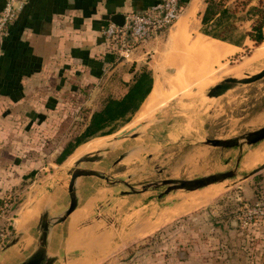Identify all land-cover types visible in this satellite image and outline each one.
I'll use <instances>...</instances> for the list:
<instances>
[{
	"label": "rangeland",
	"instance_id": "1",
	"mask_svg": "<svg viewBox=\"0 0 264 264\" xmlns=\"http://www.w3.org/2000/svg\"><path fill=\"white\" fill-rule=\"evenodd\" d=\"M234 1L226 0V6L231 8L232 14ZM256 2L257 0L253 1L250 6ZM248 17L247 9L230 19L235 27V31L228 35L231 39L237 40L240 35L249 31L251 22L246 20ZM199 27L201 28L200 25ZM223 43L207 37L202 43H197L194 39L190 46L194 53L192 59H186L181 67H176L171 72L163 70L164 62L158 60L159 57L148 58V61L133 65V61L120 58L114 53L113 67L121 69L120 82L123 78L129 80L130 84L132 78L130 75L128 79L127 73L131 72V68L134 66L132 70L139 71L143 66H148L149 62L158 75L154 77L150 69L152 82L156 78L150 93L138 111L128 116L127 121L122 120L104 129V132L110 128L116 131L111 135L86 140L82 145L73 147L97 109L85 107L86 102L93 97L101 103L109 96L108 93L103 95L92 92L97 87L96 84H101L100 81L92 86L85 81L78 83L77 78H74L76 83L66 87L71 93L63 92L60 95L59 103L51 110V114L42 116L41 112L45 110L37 109L38 113L34 114L36 121L33 123L27 124L25 121L20 124L14 121L13 131L21 138L14 142L15 156L19 162H23V170L27 176L25 180L28 183L22 184L12 204L3 202L9 219H17V214L24 205L23 196L27 200L34 199L41 191H51L59 181L68 187V172L74 164L69 161L79 147H86L87 154H90L99 148L116 145L113 154H105L101 162L84 167L103 171L107 176L123 180L136 189L161 180H189L233 169L237 149L221 150L201 145V142L207 139L237 138L264 126V121L262 123L260 119L264 114V78L250 85L236 87L216 99L208 98L206 94L210 88L228 77L244 78L246 74L253 75L263 70L264 42L254 44L246 39L239 48ZM116 80L117 73H114L113 81ZM76 89L80 92H76ZM18 113L21 114L22 110H18ZM77 118L80 120H76ZM149 121L151 122L148 123ZM154 122L159 123L153 124ZM143 123L147 125L137 131L138 138L114 142L121 134L136 129ZM69 150L71 154L74 153L61 165L58 164L61 155ZM250 150L252 149L244 148L243 155H247ZM128 152L131 154L127 158L115 164L121 155ZM194 155L199 158L187 161L188 157ZM256 168L246 172H241L240 169L237 177L204 189H220L216 190L219 195L185 214L186 216L165 225L163 229L131 243L127 241L129 245L111 252L112 254H105L102 258L101 252L119 240L115 230L130 229L128 214L141 208L140 211L143 209L145 214L144 220H148L160 210L162 202L176 197L166 198L167 195L159 198L165 187L140 195L120 196L121 192L128 191L124 185H109L102 179L104 186L114 189L113 199L93 208H79L72 213V218L74 221L79 220L77 225L90 223L92 225L89 227L96 229V252L100 258L98 264H264V216L255 215L253 218L255 209L264 211V171L246 180L241 178V175ZM80 184L86 189L102 187L99 182L92 183L89 179ZM12 205L13 210L10 208ZM131 205H135L136 210H130L117 223L123 215L118 216L119 212L126 213ZM38 206H45L44 200H33L24 212ZM42 210L43 208L38 214ZM68 218L70 217L66 219ZM10 235L8 227L7 236L4 240L0 239V253L10 240ZM29 236L31 235L26 237ZM75 237L70 236L71 239ZM29 238L36 240L37 236ZM85 264H97V260L92 256Z\"/></svg>",
	"mask_w": 264,
	"mask_h": 264
},
{
	"label": "crops",
	"instance_id": "2",
	"mask_svg": "<svg viewBox=\"0 0 264 264\" xmlns=\"http://www.w3.org/2000/svg\"><path fill=\"white\" fill-rule=\"evenodd\" d=\"M156 1L24 0L23 10L9 27L8 36L3 39L0 45V203L8 202L12 204L13 199L20 192L19 189H21L22 184L28 183V180H25L27 176L23 170V162H19L15 156L14 142L21 138L13 131V125H15L13 122L17 121L23 124L27 121V124L33 123L36 121L34 120V114L38 113L37 109L45 110L41 112L42 116L49 115L52 112L51 110L59 103L60 95L62 96L63 92L64 94L71 93L69 88L66 87L76 83L74 78H77L78 83H84L85 81L92 86L100 81L101 84H96L97 87L92 92L95 94L111 93L113 99H122L127 93L126 85L129 80L126 81L122 78L120 82L121 69L118 66L113 67L114 52L100 34L102 27L110 23L104 18L121 14L125 19L129 13L142 12ZM3 2L4 0H0V11ZM204 7V0H190L170 30L152 37L145 43L134 46L128 61H133L134 65L144 60L148 61V58L159 57L158 60L164 62L163 70H166V72L181 67L180 65L186 59H192L194 56L190 49L194 39L197 43H202L206 37L200 33L199 27V15ZM149 63H147L148 69H151L154 77L157 76V71ZM159 65L161 66V63ZM114 73H117L116 81H113ZM127 74L129 75L128 79H130L131 74ZM102 77L106 78L103 80ZM155 79L153 80L155 81ZM72 91H75V89ZM76 92H80V90ZM119 93L121 95H118ZM85 107H96L93 97L86 102ZM18 110H22V113L26 115L19 114ZM26 111L29 112L26 113ZM76 120H79V118ZM66 188V184L59 181L51 191H41L34 199L27 200V197L23 196L24 205L20 213L17 214V219L12 218L11 221H8L9 215H5L0 219V227L1 225L7 227V230L9 227L11 232L9 238L14 234H21V239L16 245L5 251L2 250L0 264H16L34 250L37 244L33 246L35 240L29 237L32 236L31 234L34 231L38 230V211L41 208H45V211L49 209L53 215L62 212L69 202V198L65 196ZM76 192L80 196L81 202L77 209L93 208L107 203L109 199H113V191L105 195H88L87 189L80 182L77 184ZM36 199L44 200L46 207H34L29 214L26 211L24 212L26 207ZM131 206L126 213H117L118 216L123 214L117 223L130 210H136L135 205ZM10 208L13 210V205ZM14 213H17V211ZM184 216L162 224L152 232L163 229L164 225L167 226ZM23 217L25 218L23 219ZM69 217L62 227L59 224L51 232L49 252L52 255L59 256L75 252H86L87 254H81L65 262L60 261L57 264H69L76 259L91 255L97 260L98 264V259L103 257L104 251L109 252L117 247H126L129 245L126 243L127 241L129 243L131 239L133 241L140 239L139 235L141 234H139L138 229L130 228L125 233L124 231L127 228L122 229L123 233L121 232L120 240H116L109 249L102 251L99 258L98 252H94L96 249L94 247L91 248L94 249L93 251L90 249L93 254L89 253L90 250L85 246L76 247L77 239H71L70 236L78 232L79 228L73 223H79V220L74 221L73 214ZM132 230L135 232L133 233ZM38 233L34 236L40 235V232ZM148 234H143L144 236L142 235L141 238H145ZM27 235L31 236L26 237ZM137 236L139 238L134 239ZM72 240L76 242H74L76 245H73ZM132 240L131 242H133ZM18 245L19 247H17Z\"/></svg>",
	"mask_w": 264,
	"mask_h": 264
},
{
	"label": "water",
	"instance_id": "3",
	"mask_svg": "<svg viewBox=\"0 0 264 264\" xmlns=\"http://www.w3.org/2000/svg\"><path fill=\"white\" fill-rule=\"evenodd\" d=\"M104 19L116 26H122L124 24V16L121 14L106 16ZM263 78H264V69L253 75L246 74L244 78H235L233 76L228 77L223 81L219 82L218 84H216L215 86H213L212 88H210L206 96L208 98L216 99L236 87L250 85L262 80ZM153 124H157V123L154 122ZM146 125L147 123H143L140 126H138L136 129L121 134L118 138L114 140V142L117 143L125 139L134 140L138 138L139 134L137 133V131H139ZM263 141H264V126L233 139H226V140L207 139L204 142H201V145L216 149H221V150H231V149L238 150L236 164L233 169L216 174H211L208 176L195 178V179H189V180H161L159 182L145 184L141 186L140 189H136L135 187L129 186V184L125 183L123 180H119L107 176L103 171L90 170L84 167L85 165H91L94 163L101 162L103 160V155L105 154H113L116 150V145L111 144L109 146L99 148L90 154H86L82 156L79 160H77L73 164V168L70 169V171L68 172L70 180L68 182L69 202L67 206L64 208V210H62V212L56 215L51 214L49 209L43 213L38 223V230L40 232V236L38 238L36 247L34 248L33 251L27 254L20 262L16 264H57L60 261L65 262L81 254H85L84 252H75V253L66 254L64 256L61 255L59 256V255H52L49 252V244H50L49 236L53 231V229L57 225L62 224V222L65 221V219L69 217L81 205L76 189H77L78 181H80L83 177L97 175L99 176V178L107 181L109 185H116V184L124 185L128 189V191L121 192L119 194L120 196L140 195L150 190L159 191L163 187H165V190L164 192L159 194V198L166 197L171 193H177V192L188 194L216 184L223 183L226 180L237 177L239 175V166L244 158L243 155L244 148L253 149ZM130 154L131 152L121 155L116 160L115 164L124 160ZM262 171H264V163L258 166L256 169L250 171L248 174L241 175V178L242 180H246ZM20 239H21V234H14L10 238V240L6 243L5 247L2 250L5 251L11 248L12 246L16 245ZM119 248L120 247H117L116 249L109 252L113 253L117 251ZM109 252H104L103 256L105 254L107 255Z\"/></svg>",
	"mask_w": 264,
	"mask_h": 264
},
{
	"label": "trees",
	"instance_id": "4",
	"mask_svg": "<svg viewBox=\"0 0 264 264\" xmlns=\"http://www.w3.org/2000/svg\"><path fill=\"white\" fill-rule=\"evenodd\" d=\"M190 0H182V7H186ZM255 0H235L233 14L231 8L226 6V0H204L205 8L200 16V33L206 37L216 39L237 47H240L244 40L248 39L254 44L264 42V0H257L256 4L250 6ZM249 12L246 19L251 22L249 31L240 35L237 40L231 39L228 35L234 32V24L230 21L237 13ZM165 33L160 32V34ZM134 68V66L132 67ZM131 68V83L126 85L127 93L120 100L113 99L111 93L107 98L96 102V110L90 117L88 127L75 141L73 147L82 145L86 140L97 137H104L113 134L114 130L104 132L107 127H112L120 121H127L128 116L134 115L143 103L152 87L151 71L143 66L139 71ZM102 94V93H101ZM107 93H103L105 95ZM111 95V96H110ZM77 103L79 101H76ZM100 103V104H99ZM80 120V119H79ZM70 150L61 155L58 164H62L70 155ZM8 203V202H7Z\"/></svg>",
	"mask_w": 264,
	"mask_h": 264
},
{
	"label": "bare ground",
	"instance_id": "5",
	"mask_svg": "<svg viewBox=\"0 0 264 264\" xmlns=\"http://www.w3.org/2000/svg\"><path fill=\"white\" fill-rule=\"evenodd\" d=\"M256 119H258V118H256ZM260 119H261V121L263 123V121H264V114L260 117ZM150 122L151 121H149L148 123H150ZM255 122H256V120H255ZM259 125H260V122H259ZM87 152H88V150H87L86 147H79V148H77V150L75 151L74 156L71 158V160L69 162L70 163L71 162L72 163H75L82 156L86 155ZM193 158H195V159L197 158L198 159L199 156L198 155L197 156L194 155L193 157H190V158L188 157L187 158L188 159L187 161L190 160V162H191ZM263 162H264V143L262 145H259V146L255 147V148H253L252 150H250L247 153V155L244 156V158H243V160H242V162H241V164L239 166V171L241 169V172H246L247 170H251V169L259 166ZM196 173H199L198 170H196ZM87 179H89L90 182H92V183L99 182L102 185V187H91V188H87L88 195H91V196L92 195H105V194H107L109 192L114 191V189H110V188L104 186L102 184V179L99 178V176H97V175L83 177L79 182H83V181H85ZM207 188H204V189H207ZM210 188H211V186H210ZM204 189H202L203 191L200 190L201 192H198V191L194 192L196 194H194L193 192L187 194L189 196H185L184 194H176V193L169 194L166 198L176 197V199H173L171 201L162 202L161 203L162 205L159 208L160 210H158L155 214H153L152 217L148 218V220L147 219L144 220V217H145L144 215L145 214L142 212L143 209H142V211H140L141 208H139L138 210H136V211H134V212H132V213H130V214L127 215L129 217V219L131 220V225L129 226V228H131V229H138L139 230V234H141V235H139L140 238H141L143 234H148L149 232H152L153 230H155L157 227H160L162 224H166V223L170 222L171 220H173V219H175L177 217L183 216V215H185L187 213H190V212H192V211H194V210L202 207L205 203H207L213 197L219 195L218 194L219 192H216V190H220V189L213 188V189H208V190H205V191H204ZM192 194H194V195H192ZM65 196L69 198L68 187L66 189ZM33 209H34V207H31V209L27 213L29 214V212H31ZM44 209L42 210V212H40L38 214L39 220H40L41 216L43 215V213L45 212ZM25 217H23V219ZM64 222L65 221L62 222L61 227L63 226ZM19 223H21V222H19ZM94 223H96V221ZM73 224L76 225L79 228L78 232H75L74 233V235L77 237V238L75 237V239H77V241H76L77 243L72 240L73 243L75 242L77 244L76 247H83V246H85L89 250L91 248H93V247L94 248H97V241H96V236H95L96 235V232H95L96 229L95 230L94 229H91L92 226L89 227V225H92V224L89 223V225L88 224H84V225H81V226L77 225L79 223H73ZM38 232H39V230L34 231L31 235L34 236L35 234H39ZM121 232H122V229H116L115 230V234L118 235L117 236L118 238L121 237V235H122ZM132 232H133V230H132ZM39 236L40 235H37V239L34 241L33 246L37 244V241H38ZM136 238H139V237L137 236L134 239H136ZM111 240L112 239H110V241ZM131 240L129 241V243L131 242ZM75 243L73 245H76ZM33 246H32V248H33ZM91 250H90L89 253L93 254L92 251L94 249L92 251ZM95 250H94V252H96ZM86 254L87 253L85 252V255ZM91 257H92V255L91 256H84V257H81L79 259L74 260L73 262H71L69 264H85Z\"/></svg>",
	"mask_w": 264,
	"mask_h": 264
},
{
	"label": "built area",
	"instance_id": "6",
	"mask_svg": "<svg viewBox=\"0 0 264 264\" xmlns=\"http://www.w3.org/2000/svg\"><path fill=\"white\" fill-rule=\"evenodd\" d=\"M181 1L157 0L156 3L142 12H132L126 15L122 26L106 24L100 30L101 37L114 53L120 58L126 59L134 46L147 42L160 32H166L175 25L182 14ZM24 5L25 2L22 0H4L0 11V45L3 39L8 36L9 27L16 21ZM6 204L0 203V219L8 214L6 213ZM253 215V218L256 217L255 215L264 216V211L260 208L255 209ZM7 233V228L0 227L1 240H4Z\"/></svg>",
	"mask_w": 264,
	"mask_h": 264
}]
</instances>
